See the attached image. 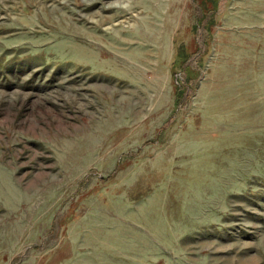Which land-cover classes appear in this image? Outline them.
<instances>
[{
	"label": "rangeland",
	"instance_id": "1",
	"mask_svg": "<svg viewBox=\"0 0 264 264\" xmlns=\"http://www.w3.org/2000/svg\"><path fill=\"white\" fill-rule=\"evenodd\" d=\"M0 264H264V0H0Z\"/></svg>",
	"mask_w": 264,
	"mask_h": 264
},
{
	"label": "trees",
	"instance_id": "2",
	"mask_svg": "<svg viewBox=\"0 0 264 264\" xmlns=\"http://www.w3.org/2000/svg\"><path fill=\"white\" fill-rule=\"evenodd\" d=\"M196 18H197V23H198L197 27H200L199 22L201 21V18L198 17V15L196 16ZM184 86H185V84H183V81H181L177 84V87H178V101H177L178 103L177 104H178V106H180L181 102L184 100V94H185L183 91Z\"/></svg>",
	"mask_w": 264,
	"mask_h": 264
}]
</instances>
